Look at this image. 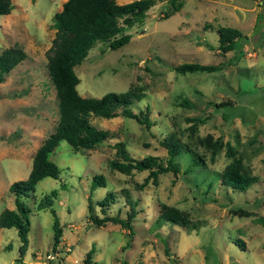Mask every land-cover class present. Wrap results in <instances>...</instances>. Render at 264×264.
<instances>
[{"label": "rangeland", "instance_id": "374dc122", "mask_svg": "<svg viewBox=\"0 0 264 264\" xmlns=\"http://www.w3.org/2000/svg\"><path fill=\"white\" fill-rule=\"evenodd\" d=\"M63 1L12 0L11 11L0 14V52L16 44L26 53L0 82V211L14 207L10 184L27 177L36 149L59 118L47 56L53 15ZM171 7L170 0H156L143 22L125 26L131 34L127 43L110 48L97 41L74 67L81 95L133 90L137 95L129 106L147 111L150 125L124 114L91 115L95 126L109 131L107 141L75 149L60 140L50 154L61 169L59 177H43L25 198L27 251L19 255L15 227H0V264H264L259 221L264 220V0H182L165 16ZM221 26L235 27L246 37L222 52ZM185 61L219 68L185 73L173 68ZM189 118L196 119L195 129ZM208 135L218 141L215 151ZM166 136L192 153L176 156L180 175L162 172L156 182L150 177L141 186L149 170L109 167L110 159H120L113 147L117 140L134 157L152 154L165 160L161 139ZM230 165L257 181L242 191L225 190L220 175ZM95 173L106 176V185L91 191ZM123 188L137 199L133 233L119 222L97 224L91 218L104 215L99 201L109 191L114 196L106 213L125 218L129 204ZM51 189L57 191L52 206L62 227L55 249L54 216L49 207L38 208ZM212 198L228 199L248 214H234L231 205L220 206ZM162 204L179 208L191 224L157 223ZM50 251L54 258L47 257Z\"/></svg>", "mask_w": 264, "mask_h": 264}, {"label": "trees", "instance_id": "16d2710c", "mask_svg": "<svg viewBox=\"0 0 264 264\" xmlns=\"http://www.w3.org/2000/svg\"><path fill=\"white\" fill-rule=\"evenodd\" d=\"M156 0H130L127 2H118L116 0H64L60 10L54 12L53 27L55 33L49 48L47 56V67L49 76L55 86L58 98L59 118L54 129L47 135L42 143L36 149L33 157L30 171L26 178L14 180L9 190L14 197V207H5L0 211V227H15L18 237V253L23 256L28 248V232L30 229L29 212L25 198L34 190L36 183L45 176L58 178L60 167L51 159L50 154L60 140H66L73 148H88L95 144L107 141L109 131L95 126L90 121L91 115L102 117H113L118 114H124L136 119L140 123L150 125L148 113L140 111L135 112L129 104L134 96L137 95L133 90L123 92L108 91L101 96H84L77 89L79 77L74 69L75 65L80 63L88 54L90 48L97 42H104L110 48H117L127 43L131 37L130 33L124 32L127 25L143 22L147 11L155 4ZM171 8L165 11V16L171 14L174 10L180 8L182 0H170ZM12 9V0H0V14H8ZM241 37H246L239 29L231 26H221L218 28V48L222 52L236 48L237 42ZM26 57L24 50L14 44L4 48L0 52V82L10 70ZM235 58L229 59L233 63ZM173 68L181 73L193 71H213L218 69V65L209 63H200L185 61L175 64ZM185 103L188 102L185 100ZM190 125L191 129L197 127L196 119ZM203 121L199 119L198 122ZM212 145L213 151L218 146L217 140H212L208 135L206 137ZM161 144L166 147L168 156L165 160L162 158L147 154L143 157L132 156L122 140L113 143L116 154L120 159H110L108 165L112 169L120 171L149 170L144 178V185L152 178L156 182L157 177L162 172L171 171L175 176L180 175V165L176 161V156L182 151L192 156V153L184 149L174 137L166 136L161 139ZM232 147L228 146V152L233 153ZM257 176L250 174L240 167L228 166L220 175V182L225 190L231 189L233 192L242 191L256 182ZM106 185V176L103 173L92 175L90 190L96 186ZM123 195L129 204V211L125 218L118 215L106 213V208L113 200V192L109 191L99 201L102 206L103 216L92 215V220L97 224H104L107 221L121 223L133 233V224L131 220L135 216L137 209V199L131 197L128 189H122ZM56 189H51L45 194L38 204V208L49 207L53 214V245L60 241L62 236V227L59 217L53 208V200L56 196ZM90 199V198H89ZM220 206H229L230 200H221L212 198ZM90 203V202H89ZM90 206V205H89ZM232 213L248 214L247 211L239 206L231 205ZM264 225V220L259 219ZM174 223L185 227L191 224L179 210V208L167 204H162L160 213L157 217V223ZM87 253L84 261H91V252ZM166 251L167 248H166Z\"/></svg>", "mask_w": 264, "mask_h": 264}, {"label": "built area", "instance_id": "2783aa9c", "mask_svg": "<svg viewBox=\"0 0 264 264\" xmlns=\"http://www.w3.org/2000/svg\"><path fill=\"white\" fill-rule=\"evenodd\" d=\"M47 257H48V258H54V257H55L54 252H53V251H50V252L47 254Z\"/></svg>", "mask_w": 264, "mask_h": 264}]
</instances>
